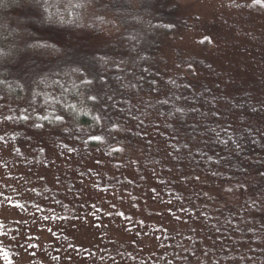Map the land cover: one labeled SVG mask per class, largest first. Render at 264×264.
<instances>
[{
  "label": "trees",
  "instance_id": "1",
  "mask_svg": "<svg viewBox=\"0 0 264 264\" xmlns=\"http://www.w3.org/2000/svg\"><path fill=\"white\" fill-rule=\"evenodd\" d=\"M188 8L182 0H0V103L29 132L59 131L87 153L115 157L143 145L145 166L167 161L168 179L187 180L189 190L162 194L166 210L176 206L167 194L186 204L171 212L191 220L165 236L164 257L173 256L162 264H264V42L242 45L248 61L226 62V83L214 82L226 67L215 72L209 58L175 44L196 27ZM67 27L85 40L64 43ZM77 186L64 209L75 217L89 204L72 198ZM67 232L59 230L62 240ZM74 235L46 246L51 264L92 253L90 240Z\"/></svg>",
  "mask_w": 264,
  "mask_h": 264
},
{
  "label": "rangeland",
  "instance_id": "2",
  "mask_svg": "<svg viewBox=\"0 0 264 264\" xmlns=\"http://www.w3.org/2000/svg\"><path fill=\"white\" fill-rule=\"evenodd\" d=\"M182 1L189 3L196 27L175 44L209 58L215 72L226 67L223 80L214 81L226 83L231 68L227 70L226 62H247L248 51L242 52L241 46L264 42V0ZM214 20L220 22L219 28L205 32L203 26ZM75 29L63 28L60 39L64 43L84 41ZM2 107L0 103V264H51L46 246L56 241L69 245L75 232L77 243L90 240L92 246L91 254H76L79 264L89 260L96 264H162L165 236L173 231L184 233L191 224L171 212L186 204L177 200L176 204L166 194V204L176 205L170 211L161 199L165 189L175 185L165 171L167 161L160 162L156 171L154 162L145 166L150 156L143 145L118 157L101 151L90 154L79 141L59 131L35 134L26 126L18 127ZM176 180L175 192L192 188L187 180ZM72 181L81 190L72 198L75 195L76 201L90 204L83 212L78 209L76 217L70 209L64 210ZM66 227H74L75 232H67ZM62 228L68 234L66 240L59 233ZM2 247L15 250L14 255Z\"/></svg>",
  "mask_w": 264,
  "mask_h": 264
},
{
  "label": "snow or ice",
  "instance_id": "3",
  "mask_svg": "<svg viewBox=\"0 0 264 264\" xmlns=\"http://www.w3.org/2000/svg\"><path fill=\"white\" fill-rule=\"evenodd\" d=\"M77 7H79V5H77ZM93 99H95V97H93ZM24 119H28V117H27V116H25V117H24ZM44 119H47V117H44ZM56 119H57V120H61V119H62V117H59V116H57V117H56ZM95 139L99 140V139H100V137H95Z\"/></svg>",
  "mask_w": 264,
  "mask_h": 264
}]
</instances>
